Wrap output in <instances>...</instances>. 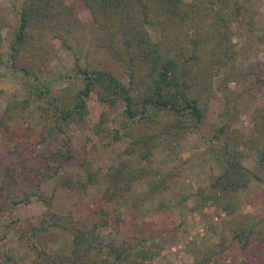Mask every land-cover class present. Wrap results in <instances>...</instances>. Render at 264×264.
I'll list each match as a JSON object with an SVG mask.
<instances>
[{"label": "trees", "instance_id": "1", "mask_svg": "<svg viewBox=\"0 0 264 264\" xmlns=\"http://www.w3.org/2000/svg\"><path fill=\"white\" fill-rule=\"evenodd\" d=\"M83 11L90 20H81ZM247 11L241 0L22 1L7 60L12 71L31 82L25 96L13 98L0 113L1 141L8 146L10 158L0 172V214L27 203L33 195L50 205L53 193L46 196L43 187L51 179L70 189L99 182L105 185L89 209V223L74 220L72 212L64 216L49 210L16 224L18 244L33 251L36 264L152 262L162 251L161 241L138 232L118 242L107 238L106 229L123 221L116 213L118 205L136 183L147 181L140 199L148 200L161 195L174 178L170 172L156 177L159 171L136 165L130 157L149 163L154 150L161 147L164 158L170 160L179 140L204 123L211 102L219 98L217 91L223 96V123L212 133L219 148H210L218 171L192 196L195 209L209 204L229 216L221 222L220 231L228 241L217 252L203 253L188 264H222L231 243L237 245L242 264H264V208L241 211L234 193L240 179L231 174L234 169L243 176L253 172L257 177V168L264 166V106L253 109V130L244 142L256 162L254 171L238 163L242 155L239 141L234 145L228 139L235 137L229 133L224 137L238 100L232 97L229 82L240 81L249 72L255 89L264 82L260 64L248 73L236 65L238 49L232 32L243 25ZM1 37L0 31V43ZM79 43L108 54L123 69L127 84L104 68L81 69L78 65L81 85L76 90L52 91L41 82L40 74L58 50ZM215 77H219V89L214 86ZM92 96L102 108L94 132L109 143L128 139L129 158L98 168L87 165L84 179L59 175L65 161L73 158L67 130L88 119L87 102ZM32 106L44 121L38 129L19 120ZM110 121L115 122V129L110 128ZM52 227L69 230L68 252L50 251ZM11 254V248L0 246V264H17Z\"/></svg>", "mask_w": 264, "mask_h": 264}, {"label": "rangeland", "instance_id": "2", "mask_svg": "<svg viewBox=\"0 0 264 264\" xmlns=\"http://www.w3.org/2000/svg\"><path fill=\"white\" fill-rule=\"evenodd\" d=\"M22 1L0 0L2 35L0 113L13 98L18 99L25 96L27 84L31 82V78L12 71L9 66L10 62L7 60L10 54L9 45L19 24ZM241 1L248 8V17L243 25L235 28L232 33H234L233 41L238 49L236 65L248 73L252 66L257 64L264 67V0ZM79 16L82 21L90 20L87 11L81 12ZM77 65L81 69L104 68L123 84H127L123 69L108 54L88 43H79L71 49H59L56 56L50 60L46 69L40 74L39 79L48 84L52 91L62 87L76 90L81 85L80 77L76 72ZM253 81L254 76L249 72L240 81L229 82V91L232 92V97L238 100L235 102L236 108L233 109V115L227 127L228 131L224 137L229 133L231 137H235V139H228L229 142L235 145L239 141L237 148L242 155L238 163L245 169L254 171L256 162L244 142L253 130V109L264 106V82L257 90ZM218 85L219 77H215L216 89H219ZM217 92L219 98L211 102L204 123L196 131L187 133L179 140L170 160L164 158L165 153L160 150L161 147L154 150L149 163L137 161L135 156L130 157L136 165H147L159 171L161 174H156V177L167 172L172 173L174 177L170 181V186L161 195L148 200L140 199L144 195L143 192L147 190V181L136 183L132 190L124 196V201L122 200L118 205L116 213L122 216L123 221L117 226L106 229L109 232L108 241L118 242L134 232L161 241L163 247L161 253L149 264H188L195 257L202 256L203 253L217 252L222 242L228 241V238L225 239L226 236H223L220 231L221 222L229 216L209 204L202 209H195L192 196L196 188L208 185L210 176L218 171V163L210 148V145L216 149L219 148L212 133L223 123L220 117L223 96L221 97V92ZM87 105L88 119L81 126H69L67 130L71 139L70 147L73 158L65 161L59 175L65 174L71 178L84 179V167L87 165L98 168L115 164L120 159L129 158L126 154L128 139L109 143L108 139L96 135L93 124L99 118L102 108L94 96L89 98ZM19 120L32 124L37 129L44 123L42 117L38 116V110L33 106L23 113ZM109 126L116 128L113 121L109 122ZM7 147L1 141L0 132V172L10 159ZM231 174L233 179H240L239 187L234 193L241 203V211L243 213L260 212L264 208V197L261 196L264 188V166L257 168V177L253 176V172L243 176L234 169L231 170ZM1 177L0 175V179ZM104 187V183L99 182L82 186L81 190L70 189L59 185L58 180H48L43 188L46 196L53 193L50 205L33 195L27 203L18 204L13 210L8 207L0 214V246L11 248V255L17 264H36L33 251L26 246H19L15 231L16 224L27 221V219L34 220L36 216L49 210L64 216L72 212L74 220L80 222L86 220L89 223V209ZM15 218L17 221L14 220ZM49 237L48 246L51 252L60 254L69 251L71 234L68 229L52 227ZM222 259V264H242L241 254L235 243H231Z\"/></svg>", "mask_w": 264, "mask_h": 264}]
</instances>
